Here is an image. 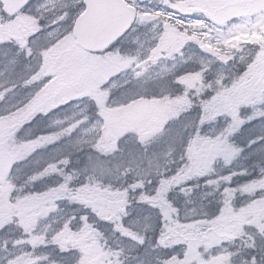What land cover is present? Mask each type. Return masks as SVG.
I'll return each mask as SVG.
<instances>
[{"label": "snow or ice", "instance_id": "snow-or-ice-1", "mask_svg": "<svg viewBox=\"0 0 264 264\" xmlns=\"http://www.w3.org/2000/svg\"><path fill=\"white\" fill-rule=\"evenodd\" d=\"M14 2L0 27L30 30L0 35V264H264V80L248 85L264 42L238 39L264 4L242 18L114 0L125 15L95 40L94 0ZM53 83L57 100L31 108ZM174 222L212 239L169 243Z\"/></svg>", "mask_w": 264, "mask_h": 264}, {"label": "rangeland", "instance_id": "rangeland-1", "mask_svg": "<svg viewBox=\"0 0 264 264\" xmlns=\"http://www.w3.org/2000/svg\"><path fill=\"white\" fill-rule=\"evenodd\" d=\"M209 5L212 8V11L218 15V16H225V15H237L242 18H255L256 14L261 11L262 4H264V0H207ZM30 30V24L25 20H17L16 22L12 24H6L3 27H0V35L4 36H23L26 35L27 32ZM262 37H264V27H260L259 32L252 31L250 34H241L238 36L239 40H245L249 42H264L262 41ZM93 61L99 59L97 57H90ZM101 62H103L101 60ZM257 70L251 71L249 74L250 78H254V76L251 77V75L256 74ZM42 75L44 73H41ZM256 78V77H255ZM248 85L253 86V82L248 81ZM59 95L58 90L54 87L53 84H49L44 90L41 91L40 95L33 100L32 104L30 105L31 108H39L42 106H50L52 105ZM227 103H230L231 101H226ZM171 110V109H170ZM20 119H23L21 117ZM16 123L15 120H13L7 127H12ZM5 126L0 124V132H3ZM205 154V146H194L193 147V155L195 157V160L193 162V166L191 171V174H194V172L199 173L200 169L204 166L203 164V157ZM196 173V174H197ZM190 174V172H189ZM46 198H40L38 200L33 199H24L21 201V204H36L35 206H28L29 210L43 206ZM28 210V211H29ZM0 211L3 212L4 215H11L10 209L3 208L0 209ZM252 211H256V209H253ZM221 225L227 226L225 221H221ZM186 228L193 227L192 225H186ZM176 241H185V242H191L196 243L195 241L191 240H183V239H177ZM195 258V254L189 257V260Z\"/></svg>", "mask_w": 264, "mask_h": 264}, {"label": "water", "instance_id": "water-1", "mask_svg": "<svg viewBox=\"0 0 264 264\" xmlns=\"http://www.w3.org/2000/svg\"><path fill=\"white\" fill-rule=\"evenodd\" d=\"M147 2V0H146ZM96 11L93 19L86 24L85 34L92 39L102 40L123 19L125 12L114 3V0H94ZM123 4V0H120ZM9 8H14V0H9ZM131 12V9L127 10ZM95 47L102 45L96 44Z\"/></svg>", "mask_w": 264, "mask_h": 264}, {"label": "trees", "instance_id": "trees-1", "mask_svg": "<svg viewBox=\"0 0 264 264\" xmlns=\"http://www.w3.org/2000/svg\"><path fill=\"white\" fill-rule=\"evenodd\" d=\"M251 73V71H250ZM254 76V80H251L250 76H248V81L253 82V86H256L260 81L264 80V70H257L256 74L251 75ZM256 77V78H255ZM197 172H194L196 174ZM191 174V171H190ZM198 174V173H197ZM21 191H23V186H21ZM26 200V199H25ZM25 211H28V206H35L36 204H21ZM12 210L10 209V213ZM174 215V214H173ZM186 225H181L179 223H172L171 226L167 229V237L169 243L176 241L177 239L183 240H191L195 241L196 243L210 240L212 239V234L208 232H203L200 230L198 225H192L193 227L186 228ZM227 226L221 225V229L226 228ZM221 229H215L214 232H218Z\"/></svg>", "mask_w": 264, "mask_h": 264}]
</instances>
